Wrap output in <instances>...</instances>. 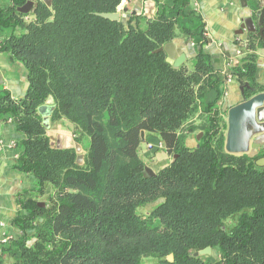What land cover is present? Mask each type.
<instances>
[{
    "label": "trees",
    "instance_id": "16d2710c",
    "mask_svg": "<svg viewBox=\"0 0 264 264\" xmlns=\"http://www.w3.org/2000/svg\"><path fill=\"white\" fill-rule=\"evenodd\" d=\"M27 1L0 8V28L12 29L0 49L25 64L29 79L22 98L0 94V118L12 115L24 135L19 167L36 187L21 196L14 222L23 234L6 243L0 264H264V166L225 150V76L202 50L192 67L177 68L157 51L179 37L204 39L188 0L121 21L98 13L119 11L124 0H32L38 6L23 14L17 7ZM249 4L258 31L240 42L235 71L255 85L264 30L260 1ZM50 96L51 124L66 118L77 142L89 139L83 164L75 147L52 146L39 113ZM142 131L176 155L149 177ZM207 247L211 254L195 255Z\"/></svg>",
    "mask_w": 264,
    "mask_h": 264
},
{
    "label": "crops",
    "instance_id": "0c3cea01",
    "mask_svg": "<svg viewBox=\"0 0 264 264\" xmlns=\"http://www.w3.org/2000/svg\"><path fill=\"white\" fill-rule=\"evenodd\" d=\"M171 2L173 0H124L119 12L124 20L133 14L152 18L162 4ZM12 4L13 0H0V8L6 9ZM188 4L205 24L204 39L199 44H196L192 37H179L173 42L177 54L186 55L184 63L194 59L198 50H202L208 56L213 70L225 76V92L219 107L224 113L226 136L227 110L242 101L241 80L248 81L240 78L235 68L241 63L244 54L240 42H244L249 34L247 31L242 32L240 25L244 18L253 16L252 9L249 0L248 6H245L242 0H188ZM11 31V28L2 29L5 37L9 36ZM252 83L264 90V47L257 51L256 71ZM28 88V69L25 64L10 52L0 49V94L6 90L13 98L19 99L25 96ZM61 126L48 130L52 146L62 147L65 145V139L71 137L74 147V134ZM193 135L186 141L190 147L197 146L196 137ZM23 138L24 135L12 115L6 114L0 118V140H4V144L0 146V253L6 246L5 239H17L23 234L14 219L22 210L21 196L36 187L35 177L19 167ZM248 146L250 149L247 154L256 157L257 162L263 163L264 132L252 135ZM31 233L29 231V234Z\"/></svg>",
    "mask_w": 264,
    "mask_h": 264
},
{
    "label": "water",
    "instance_id": "95a60500",
    "mask_svg": "<svg viewBox=\"0 0 264 264\" xmlns=\"http://www.w3.org/2000/svg\"><path fill=\"white\" fill-rule=\"evenodd\" d=\"M46 4L51 5L52 0H43ZM245 6H248V0H242ZM260 1V11L258 13L259 20L258 24L261 26L260 33H263L264 30V0ZM38 6V2L29 0L24 5L17 7V10L23 14H28L34 11ZM98 15L116 21L124 20L122 14L117 12H105L98 13ZM35 17V15H33ZM242 32H257L258 26L253 16H248L243 19L242 24L240 25ZM165 51L167 54V62L172 64L174 67H180L186 61L185 54H177V50L173 41L166 43L163 47L159 48L157 51ZM241 80V79H240ZM241 86L242 101L236 105L230 107L227 110V122L228 130L226 134L225 141V150L231 154H247L250 146H248L249 140L252 135L256 133L264 132V90H261V87L252 85L250 82L245 81ZM55 109V104L53 98L50 96L45 104L39 107V113L43 117L44 125L49 128L51 123V114ZM203 136V132H199L196 136L197 141H200ZM145 138V132L142 131V139ZM81 144L79 142L74 143L78 155L76 161L78 164L84 163V154L80 153ZM73 147L72 138L67 137L65 139V145L57 148H71ZM176 155L173 160H175ZM259 166H264V162H257ZM156 172L149 168L145 167L144 175L146 177L155 175ZM39 205L44 206V202H39ZM212 248L207 247L199 252H196L195 255L199 254H211ZM169 259L173 260V255H169Z\"/></svg>",
    "mask_w": 264,
    "mask_h": 264
},
{
    "label": "rangeland",
    "instance_id": "374dc122",
    "mask_svg": "<svg viewBox=\"0 0 264 264\" xmlns=\"http://www.w3.org/2000/svg\"><path fill=\"white\" fill-rule=\"evenodd\" d=\"M193 63H194V59L190 60L189 62H186V64H188L191 67H192ZM60 125H62L61 127H63L64 130H66L68 132H72L73 124L66 118L59 120L57 122H54L53 124L50 123L49 130H51L53 127H60ZM191 135H193V134H191ZM191 135H189L185 138V142L188 140V138H190ZM194 135L196 136L197 134H194ZM74 139H75V136H74ZM149 141H150V143H148V141L144 139L141 142L139 149H138V153H139L140 157L144 160L146 166H148L149 168H152L154 171H158L159 169H161L162 167H164L165 165H167L171 161H173V158L162 147L163 145H161V143H160V136L158 134L150 135ZM79 143L82 145L81 149H80V153L85 154V150L89 145L88 137L83 135L81 142H79ZM151 144H153L154 147L158 150L156 153H154L153 155L150 156L149 153L151 152V149H150ZM186 144H187V142H186ZM41 200H42L41 202L45 203V201L48 200L47 194L42 196ZM147 210H149V207L147 208ZM142 212H144V211H142Z\"/></svg>",
    "mask_w": 264,
    "mask_h": 264
},
{
    "label": "built area",
    "instance_id": "2783aa9c",
    "mask_svg": "<svg viewBox=\"0 0 264 264\" xmlns=\"http://www.w3.org/2000/svg\"><path fill=\"white\" fill-rule=\"evenodd\" d=\"M4 38L5 36L3 35L2 29L0 28V47H1V42ZM3 144H4V140H0V146H2ZM5 241L8 242L7 239H5Z\"/></svg>",
    "mask_w": 264,
    "mask_h": 264
},
{
    "label": "flooded vegetation",
    "instance_id": "af4514ba",
    "mask_svg": "<svg viewBox=\"0 0 264 264\" xmlns=\"http://www.w3.org/2000/svg\"><path fill=\"white\" fill-rule=\"evenodd\" d=\"M252 33V32H251ZM240 64V63H239Z\"/></svg>",
    "mask_w": 264,
    "mask_h": 264
}]
</instances>
